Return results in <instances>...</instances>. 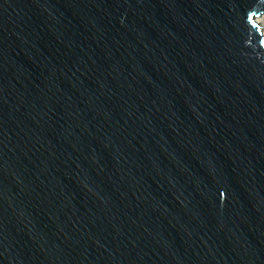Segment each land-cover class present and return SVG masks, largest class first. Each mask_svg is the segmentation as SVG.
Here are the masks:
<instances>
[{
  "label": "water",
  "instance_id": "obj_1",
  "mask_svg": "<svg viewBox=\"0 0 264 264\" xmlns=\"http://www.w3.org/2000/svg\"><path fill=\"white\" fill-rule=\"evenodd\" d=\"M264 0H0V264H264Z\"/></svg>",
  "mask_w": 264,
  "mask_h": 264
},
{
  "label": "bare ground",
  "instance_id": "obj_2",
  "mask_svg": "<svg viewBox=\"0 0 264 264\" xmlns=\"http://www.w3.org/2000/svg\"><path fill=\"white\" fill-rule=\"evenodd\" d=\"M258 22H259L262 26H264V16H263V17H260V18L258 19ZM263 33H264V30H263Z\"/></svg>",
  "mask_w": 264,
  "mask_h": 264
},
{
  "label": "rangeland",
  "instance_id": "obj_3",
  "mask_svg": "<svg viewBox=\"0 0 264 264\" xmlns=\"http://www.w3.org/2000/svg\"><path fill=\"white\" fill-rule=\"evenodd\" d=\"M264 16V14L262 15V17ZM263 30H264V26H263Z\"/></svg>",
  "mask_w": 264,
  "mask_h": 264
}]
</instances>
